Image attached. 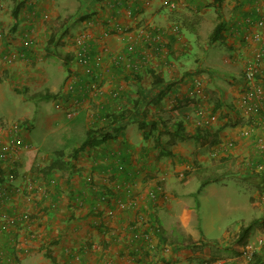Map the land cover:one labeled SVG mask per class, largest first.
<instances>
[{
    "label": "crops",
    "instance_id": "obj_1",
    "mask_svg": "<svg viewBox=\"0 0 264 264\" xmlns=\"http://www.w3.org/2000/svg\"><path fill=\"white\" fill-rule=\"evenodd\" d=\"M218 23L221 39L212 41ZM150 30L166 31L165 50L144 42ZM79 35L89 47L83 61L74 56ZM263 36L264 0H0V142L18 121L26 144L0 164L10 191L0 194V264L216 260L213 240L181 213L196 208L189 183L223 177L211 170L221 166L246 176L249 201L261 206L264 175L250 168L264 159L255 147L264 115L241 97L244 65ZM128 42L132 60L114 62ZM218 44L226 51L216 60ZM191 58L199 66H186ZM260 72L264 86V62ZM89 130L113 136L83 147ZM176 130L203 135L177 139ZM58 156L64 164L48 169Z\"/></svg>",
    "mask_w": 264,
    "mask_h": 264
},
{
    "label": "rangeland",
    "instance_id": "obj_2",
    "mask_svg": "<svg viewBox=\"0 0 264 264\" xmlns=\"http://www.w3.org/2000/svg\"><path fill=\"white\" fill-rule=\"evenodd\" d=\"M7 6L10 7L9 14L11 15V2L8 1ZM216 46H219V49L212 48V51L216 55V60H219L220 55L226 49L221 44ZM195 63L194 59L191 58L187 60L186 66L189 68L199 66V64ZM216 65V68L219 69L224 67L221 62ZM63 149L65 153L71 151L68 147ZM257 164L255 163L251 166V173L262 177L264 169H258ZM262 164H264V161ZM211 170L218 173L224 172V176L204 184L201 183V178H195L189 183L187 188L192 193L191 199L195 203L196 208L189 212L183 211L181 220L193 232H198L199 234L201 231L203 233L202 237H205L206 241L213 240L211 246H215L218 249L219 257L216 260L202 264H249V261L242 254L241 248L244 243L241 244L237 241L239 231L228 230L226 236H223V234L227 228L235 229L240 222L242 223L241 227L246 226L255 219L245 238V243H256L262 233L263 209L259 204L253 205V203H250L249 181H247L246 176L239 172H227V167L224 166L212 168ZM204 174H210V171L203 172L201 175L204 176ZM253 192L254 190H252ZM169 222L172 229H177L175 221L171 220ZM197 241L193 242L198 243ZM258 264H264V254Z\"/></svg>",
    "mask_w": 264,
    "mask_h": 264
},
{
    "label": "built area",
    "instance_id": "obj_3",
    "mask_svg": "<svg viewBox=\"0 0 264 264\" xmlns=\"http://www.w3.org/2000/svg\"><path fill=\"white\" fill-rule=\"evenodd\" d=\"M261 23V22H260ZM171 31H177L178 25L175 24L171 28H169ZM165 30H150L145 32L143 35L144 42L148 43L149 46L157 49L158 51L160 49L165 50L166 47L164 46L162 39L165 35ZM26 40L28 42H31L29 37H26ZM75 44V51L74 56L77 60L83 61L88 54L89 47L87 43V38L84 35H79L75 37L74 39ZM134 51V43L128 42L126 46V53L121 55L113 56V61L116 63H119L121 61H127L130 62L131 54ZM165 55V53L163 54ZM264 62V36L261 38L260 46L256 49L254 52L251 60L246 62L243 68V80L245 83L243 96L241 97V101L243 104L247 107V109L254 114H260V112L264 115V86L262 84L261 80V72L260 67L261 64ZM194 86V92L201 96L202 95V86L199 80L193 81ZM201 112V109L199 110ZM8 133L9 137L6 141L0 142V164L8 163L10 164L15 160L17 155L20 154V150L23 147H26V144H21L20 138H19V130L21 127V124L18 121H12L8 124ZM4 130V125H0V134ZM233 143L229 141L227 144H224V147L231 146ZM255 147L256 150L259 152H262L264 150V144L261 142V140L257 139L255 141ZM214 152H212L213 154ZM264 159H261L259 161H254L252 163V166L255 163L257 164L258 169H264V164L262 162ZM10 179V175L8 176ZM9 186L7 183H4L0 186V194L1 195H7L9 194ZM154 193H152V196L154 197ZM101 199H104V197H101ZM259 200L261 203V207L263 209V220H262V233L261 236L256 240V243H244L242 246V254H244L245 259L248 261L253 253L257 252L261 246L264 244V194L259 195ZM134 236L138 235V232L135 231Z\"/></svg>",
    "mask_w": 264,
    "mask_h": 264
},
{
    "label": "trees",
    "instance_id": "obj_4",
    "mask_svg": "<svg viewBox=\"0 0 264 264\" xmlns=\"http://www.w3.org/2000/svg\"><path fill=\"white\" fill-rule=\"evenodd\" d=\"M16 14V11L14 10L13 12V15ZM221 26L222 24L221 23H218L216 24L215 28L213 29L211 35H210V39L212 41H219L221 39V36H220V29H221ZM55 56H58V57H61L63 59V64L66 66L67 64V61H68V58H63L64 55L61 54L60 52H56L55 53ZM154 128V125L152 124L151 125V130H153ZM95 132L96 131H93V130H89L87 132H85V139L82 143V146H94V145H97L99 144L100 142L106 140L107 138H111L113 136L111 130L108 131V132H105L104 134H99V135H95ZM202 134V131L201 130H196L195 134H190L184 130H176L175 132V136L177 139H183V138H190V137H194L196 135H201ZM145 135V134H144ZM203 135V134H202ZM210 135V134H208ZM215 134L212 136V143H215L216 142V137H214ZM171 138H172V135H171ZM81 148V147H80ZM76 151H78L76 148L73 149L72 151V154L75 153ZM165 151V150H162V152ZM60 156L56 157L54 159V161L49 164L47 166L48 169H57V168H60L64 162L61 158H59ZM210 180V178H206L204 181H202L201 183H206ZM254 221V220H253ZM253 221H251L248 225L246 226H242L241 229L239 230V234H238V237H237V241L241 244L245 243L246 241V237L248 235V232L251 228V225L253 224ZM198 243H202V240H199L197 241ZM263 254H264V244L261 246V248L253 253V255L251 256V258L248 260L249 261V264H258L260 262V260L262 259L263 257Z\"/></svg>",
    "mask_w": 264,
    "mask_h": 264
}]
</instances>
